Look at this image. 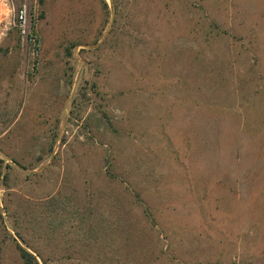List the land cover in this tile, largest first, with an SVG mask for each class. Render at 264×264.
Wrapping results in <instances>:
<instances>
[{
    "label": "rangeland",
    "instance_id": "1",
    "mask_svg": "<svg viewBox=\"0 0 264 264\" xmlns=\"http://www.w3.org/2000/svg\"><path fill=\"white\" fill-rule=\"evenodd\" d=\"M129 184L156 227L126 192L140 239L46 264H264V0H0V264L28 205Z\"/></svg>",
    "mask_w": 264,
    "mask_h": 264
},
{
    "label": "trees",
    "instance_id": "2",
    "mask_svg": "<svg viewBox=\"0 0 264 264\" xmlns=\"http://www.w3.org/2000/svg\"><path fill=\"white\" fill-rule=\"evenodd\" d=\"M44 3L45 0H38L40 7H43ZM43 18L44 12L41 10L39 19ZM30 36L29 39L33 38ZM107 175L110 178V183L117 180L123 184V180H118L109 172ZM130 187L129 184V187L118 192L113 191L110 185H106L104 189L112 193L110 200L104 198V192L94 197L93 193L88 192L84 196H80L77 193L68 194L60 191L45 200L31 204L32 206L28 205L30 207L21 210V215L14 221L16 236L26 245L25 248L16 243V250L22 264H40L38 259L46 264L50 255L60 254L64 258L65 255L59 252L60 245L58 243L60 242L65 250L69 251L65 259L73 258L78 253H86L87 257H90L93 252L97 253L96 258L100 259L99 253H104L109 248L111 239H140L138 234L127 230L128 227L134 230L130 225V222L133 223V221L128 218L129 211L126 207L121 208L122 205H118L125 201L126 194L124 193L128 192L127 203L131 210L133 208L135 211L137 210L135 212L137 218L145 216L144 222L149 221L151 227H156V224L141 195L134 193L133 187ZM22 229L25 231L30 229L31 237L41 240L44 246L49 244L52 246L47 256L43 255L40 247L25 242V237L20 233ZM148 248H139L138 251L143 252L144 256L138 257L133 262L134 264H220L218 261L215 263H210L207 260L203 262L199 259L188 261L183 257H176L172 251H169L170 247L168 246H166L167 253L159 251L156 255L148 253Z\"/></svg>",
    "mask_w": 264,
    "mask_h": 264
},
{
    "label": "built area",
    "instance_id": "3",
    "mask_svg": "<svg viewBox=\"0 0 264 264\" xmlns=\"http://www.w3.org/2000/svg\"><path fill=\"white\" fill-rule=\"evenodd\" d=\"M28 40H29V43H30V45L32 47V55L37 56L38 52H39V46H38L37 39H35V38L29 39L28 38Z\"/></svg>",
    "mask_w": 264,
    "mask_h": 264
}]
</instances>
